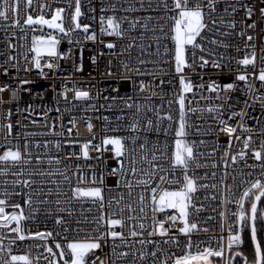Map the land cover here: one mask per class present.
<instances>
[{
  "label": "built area",
  "instance_id": "obj_1",
  "mask_svg": "<svg viewBox=\"0 0 264 264\" xmlns=\"http://www.w3.org/2000/svg\"><path fill=\"white\" fill-rule=\"evenodd\" d=\"M2 2L0 0V5ZM197 2L204 6L208 27L196 37L195 43L200 45L199 48L186 46L189 66L182 73L175 71L171 19L175 13L165 9L164 0H80L81 15L76 20L72 19L75 0H33L30 7L26 0H20V12L16 17L20 24L13 26L11 14L7 21L0 19V87L7 86L6 91L0 92L3 100L0 103V154L8 149H19L28 161L14 169L23 171L22 176H14L11 171L0 176V199L21 205L26 219L20 226L26 237L37 232L52 233L47 239L27 238L21 241L15 239L17 233L10 231L16 227L15 222L9 227H0V245L4 249L0 251V264L10 259L9 247L11 255H27L32 264H65V260L70 264L69 242L108 230L105 222L101 221L99 233L95 231L97 218L101 215L106 218L110 214H114L113 218L123 216L125 226H117L113 230L123 232L125 240L117 238L113 241L109 236L106 243L101 241V248L89 256L90 260L99 257L95 264H101V261L104 264H113V261L115 264H153L154 259L156 264L165 259L172 264L175 257L188 251L189 239L193 244L191 252L195 254L209 245L215 248L221 237L226 243L230 226L239 230L236 217L231 215L237 210L236 201L251 182L264 179V160H256L253 155L264 143V82L256 79L260 69L264 68V16L260 12L264 8V0H217L215 11L210 14L207 0H190V6ZM167 3L171 7L172 0H167ZM230 5L236 8L235 12ZM225 8H228L227 12ZM249 8L252 10L250 17ZM58 9H63L60 22L64 32L47 25L28 26L24 23L26 15L36 18L42 14L50 20ZM108 17L120 23L122 36L108 35L111 31L107 27ZM77 23L80 28H76ZM232 24L235 27H231ZM84 26L88 27L87 33ZM50 35L58 41L57 55L42 56L41 68L38 69L34 64L35 53L31 51L33 37L48 38ZM91 35H95V39L88 38ZM248 36L253 39L248 40ZM109 43L115 47L108 48ZM252 52L256 54V61L255 67L250 65L246 69L249 79L236 80L237 75L245 72L237 61ZM201 56L208 61L204 67L200 66ZM213 61L220 67L213 66ZM49 62L54 65L52 68L45 66ZM181 75L193 85L192 92L184 93L187 113L185 139L193 145L196 163L200 165L192 164L187 170L198 185L192 194V204L199 211L189 208V222L196 223L198 227L186 236L178 231L183 227L180 219H177L175 227H171V221H165L164 226L169 233L161 237L158 232L156 235L148 234L154 227L151 188L175 191L181 184L167 181H183V171L170 164L179 123ZM141 84L144 85L143 90ZM213 84L220 88L210 91L209 85ZM227 84H233L234 88L220 90ZM77 90L88 92L89 97L76 99L74 92ZM190 108L196 111H189ZM209 108L214 110L210 112ZM168 116L172 117L171 121L166 118ZM150 120L151 126L148 125ZM9 123L13 125L10 133L6 127ZM88 123L93 125L91 132L86 127ZM133 123L138 125L136 131L131 130ZM225 126L236 128L231 138L221 131ZM146 127L148 131H145ZM237 136L240 139H236ZM249 136L250 147L245 149L244 140ZM105 137H123L125 140L127 150L120 158L125 169L123 178L110 174L111 169L119 167L111 145L103 146L108 150L102 151L90 147V159L83 157V143L91 140L94 145H102ZM132 137H136L135 144ZM141 144H144L143 149ZM132 149H135V175L127 171ZM241 151L246 153L243 158L237 155ZM153 154L156 160L152 159ZM232 156H237L235 163ZM56 160L60 163H55ZM78 167L88 178L94 173L99 180L103 175V185H95L103 188V208L99 201L93 203L91 199L69 202L71 188L77 183ZM35 170L45 175H29ZM48 172L54 174L47 175ZM60 172L67 175L69 181L66 182ZM145 173H154L147 187L137 183L149 179ZM160 176H164L166 182H161ZM16 179L34 183L31 187L23 183L14 185L12 181ZM125 180L132 184L131 190L125 187ZM41 187L44 193L33 194L31 205L25 203L32 189ZM141 194L145 197L143 213L139 211ZM41 200L47 203H41ZM109 200L113 201L111 205ZM116 200L120 203L116 204ZM128 204L132 205V211L128 210ZM61 208L65 211H59ZM13 211L20 210L6 208L9 214ZM221 213L226 215L221 216ZM168 215L179 214L176 210L166 209L156 214V220H165ZM129 216L132 219H128ZM60 218L63 222L57 224L56 220ZM3 223L0 220V224ZM141 223L143 229L139 227ZM132 230L140 235L132 237ZM170 237L174 242L165 244L164 241ZM140 240L154 243L141 245ZM57 243L61 244L60 249L56 248ZM114 245H119L116 252L129 255L117 258L112 254ZM49 247L52 253L46 250ZM157 249H163L158 253V259L150 255ZM62 250L65 253L63 259L60 257ZM141 250L146 253L144 260L139 259ZM220 264H225V260Z\"/></svg>",
  "mask_w": 264,
  "mask_h": 264
},
{
  "label": "snow or ice",
  "instance_id": "obj_2",
  "mask_svg": "<svg viewBox=\"0 0 264 264\" xmlns=\"http://www.w3.org/2000/svg\"><path fill=\"white\" fill-rule=\"evenodd\" d=\"M33 0H26L27 6L30 7L32 5ZM217 0H207V7L209 9V14L211 12L215 11ZM20 0H3L2 5H0V19H3L7 21L10 18V14L12 15V19L14 21L13 26L20 24V20L16 17L19 15L20 12ZM164 7L168 11H172L175 13L173 17H171L173 21V28L172 31L174 32V35H172V40L175 44L174 49V60H175V71L177 73H182L184 68L189 66L185 57L186 52V46L192 45L193 47L199 48L200 45L196 44V37L200 36L201 32L208 27V25L205 22V12H204V6L197 2L190 6V0H172L171 7L168 5L167 0H164ZM232 7V11L235 12L236 8L234 6ZM63 9H58L56 11V14L52 16V18L45 19L44 15L40 14L38 17L34 18L32 15H26V18L24 19V23L28 26L32 25H47L49 28L58 29L60 32H64L65 29L62 27L61 23H57V21L61 20V13ZM228 11V8H225V12ZM252 10L248 9V15L251 16ZM260 12L262 16H264V8L260 9ZM80 13V0H75V15L72 17L73 20H76ZM102 22H103V18ZM222 22V21H221ZM213 24L216 23L215 20L212 21ZM76 28H80L81 25L77 23ZM231 27H235L234 24L230 25ZM107 27L108 29H111V31L108 32V35H116V36H122L123 33L120 30V23L114 20L112 17L107 18ZM249 27H254V25H249ZM84 32H88V27L84 26L83 28ZM88 38L95 39V35H91ZM248 40H252V36H248ZM215 43V41H212ZM58 43L55 36H49L47 39L44 38H37L33 37L32 40V49L31 51L35 53L34 58V64L35 67L40 69L41 68V57L44 55H47L49 57H55L57 55L56 53V44ZM108 48H114L115 45L109 43L107 45ZM203 51V49H201ZM200 60L202 61L201 67H204L208 64V61L204 59L203 56L200 57ZM255 61H256V54L255 52H252L249 56L248 54H245L243 59H240L237 61L239 65H242L245 69V72L239 74L236 76V80L238 81H247L249 79V75L246 71L248 66L255 67ZM193 62H195L193 60ZM93 63H95V59L93 58ZM48 68H52L54 65L49 62L45 65ZM213 66L220 67V64L213 61ZM110 74V73H109ZM256 79H258L261 82H264V68H261L259 71V74L256 75ZM21 83H28V81H22ZM163 83V81H161ZM179 83L181 85V94L178 96V104H179V123L178 128L175 131V135L177 139L175 140V150L172 153L170 157V164L173 168H179L183 171V181L180 180H173V181H167L169 183H178L181 184V187L179 190L175 191H169L167 189L160 191L157 187L151 188V212H152V220L154 222L153 231L148 233L149 235H156L157 232L161 237L167 236L169 233V229L165 228L164 224L165 221H171V227H175L177 219H180L183 223V227L179 228L178 231L186 236H188L190 233H192L194 230H197V224L196 223H190L189 222V208H193L195 211H199V209H195V206L192 204L193 196L192 194L197 191L198 185L194 178L190 177L187 174V170L190 168L192 164H195L197 167L200 165L196 163L195 160V154L193 150V145L190 144L185 137L187 136V120H186V111H185V99L186 96L184 93H189L193 91V85L190 81H186L185 77L183 75L180 76ZM251 87V85H249ZM220 88L219 85H209L210 91H217ZM234 88L233 84H227L223 87V89H220L222 91L231 90ZM144 89V85L141 84V90ZM7 90V86L0 87V92H4ZM69 91H72L69 89ZM13 96H15V90L13 91ZM74 97L76 99H87L89 97V93L86 91H75ZM65 99H67V95L64 96ZM115 99V97H113ZM0 103H3V100L0 99ZM128 107H132L131 104L127 105ZM214 109L209 108L208 111H213ZM139 111V109H137ZM189 111H196V109H189ZM8 115H11V112L9 111ZM168 120H172L171 116L166 117ZM107 119V118H105ZM163 119V118H161ZM221 124L226 125L225 121H221ZM148 125H152V121L150 120L148 122ZM9 133L11 132V129L13 125L9 123L6 125ZM89 132L92 131L93 125L91 123H88L86 125ZM137 123H133L131 125V130L136 131L137 130ZM158 129V126H157ZM149 128H145V131H148ZM69 132L72 131V129L68 130ZM167 131V130H165ZM221 131L225 132L230 138L232 135L236 132L235 127H229L225 126L221 128ZM247 131V129H246ZM94 138V137H93ZM236 139H240V137H236ZM136 137H132V143L135 144ZM250 141L251 137L249 136L244 140V148L247 149L250 147ZM111 145V150L114 153V157L117 158L119 162V167L111 169L112 175H119L121 178L125 177V169H124V163L122 161V158L125 155L126 152V143L123 137H105L102 141V145H94L92 144L91 140H88L87 142L83 143L82 145V153L83 157L85 159H90L89 157V148H93L97 151L102 150H108L107 148L103 146ZM59 147V145H57ZM229 147H231V140L229 142ZM25 148H27V145H25ZM140 148H144V144L140 145ZM243 151L239 152L237 155L240 158H243L244 155ZM228 153H225V156H227ZM254 158L256 160H264V143L261 144L259 151H254L253 153ZM146 159V157H144ZM153 160H156L157 157L155 154L152 156ZM237 156H232L231 160L233 163L236 162ZM39 162V158H37ZM24 163H28L24 159V154L21 152V150L16 149H8L3 152V154H0V165H3V168H0V176H6L11 171L12 175L14 176H22L23 171H15L14 169ZM49 163H52L50 160ZM55 163L59 164L60 161L56 160ZM136 159H135V149L131 150V156L129 160V168L128 173L131 175L137 174V168H136ZM227 166V163H226ZM156 165H153V168H155ZM78 171V178L76 185L71 188V196L69 197V202L71 200H80V199H91L93 203L96 201L100 202L101 208L104 206V196H103V188L100 186H95L97 184L103 185L104 183V177L101 175L99 180H97V177L93 173L91 178L86 177L82 170L77 169ZM45 175L44 172L35 170L34 172H29V175ZM54 173L48 172L47 175H53ZM60 175L64 176V180L67 182L69 181V177L67 175H64L63 172L59 173ZM148 175V180H139L137 183L145 185V187L148 186L149 181L151 180V177L154 173H145ZM262 177H264V165H262ZM161 182H166V178L164 176L159 177ZM7 183V182H5ZM12 183L20 184L23 183L26 187H31L33 182H30L29 180H13ZM43 183V182H42ZM125 187H127L129 190L132 188V184L125 180ZM119 184V181H118ZM200 187H205L204 185H200ZM51 190H49L50 192ZM111 191V189H109ZM5 193L7 194V189H5ZM44 193V189L41 188H33L32 194H29L28 199L25 201L28 205H31L33 203V194L40 195ZM258 193V194H257ZM59 195V193H58ZM131 195V192H129V196ZM250 197H254V199H250ZM262 198H264V179H256L255 181L250 183V186L243 192V194L239 197V199L236 201L237 204V210L233 213H231L232 216L236 217L237 222L239 223V230L233 229L231 226L229 227V235L226 237V243L225 238L221 237L220 241L217 243V246L215 248L211 247L210 245L208 247H204L203 250L196 252L193 254L191 252V248L193 247V244L191 240L189 239L186 247L188 251L185 252L182 256H177L172 261V264H213V258H219L216 261V264H219L220 260H225V264H228L229 260H233L235 257H242L243 253L241 251H238L237 249L240 248V246L243 244L242 239V233L245 229L248 230L250 234V239L254 248V264H264V240L258 238V228L257 224L264 225V207H259L260 202L262 201ZM123 199V197H121ZM140 200V208L139 211L141 213L144 212V201L145 197L143 194L139 197ZM245 201H248L249 207H245ZM41 203H47V201H40ZM57 203H59V200H57ZM113 203L112 200H109V204L111 205ZM116 204L120 203V200L115 201ZM11 207L12 209L16 210L19 209V212L13 211L11 214L6 212V208ZM127 208L129 211H132V205L128 204ZM166 209H173L178 212L177 215H168L166 216L165 220L157 221L156 220V214L157 213H163ZM59 211H65V209L61 208ZM121 213L123 212V208L120 209ZM114 214L108 215L106 218L104 215H101L97 218V229L96 232L99 233L100 228V222L103 221L107 225V231L99 233L97 235H88L84 240H76L74 242H69L67 244V249L69 250V254L71 256L70 264H95L96 259H99V257H95L94 259H89L90 254L94 253L95 250L101 248V241H104L105 243L107 237H111L113 241H115L117 238L124 241L125 237L123 235V232H117L113 230L115 227L119 226L123 228L125 226V221L123 216L121 215L120 218H113ZM226 213H221V216H225ZM26 219L23 213V209L20 204H9L7 199H0V220L4 221L5 223L0 224V227H9L12 222H15L16 227L10 228V231L17 233V236L15 239L18 240H25L27 238H33V239H47L48 237L52 236L51 232L42 233L37 232L33 235L25 236L24 235V229L20 226L21 221ZM128 219H132L131 216L128 217ZM62 218L57 219L56 223L60 224L62 223ZM141 229L144 228L143 223L139 225ZM206 231V230H205ZM259 231L264 232V228L259 229ZM130 235L132 237H136L140 235L135 230H132L130 232ZM2 239V237H0ZM14 243V241H12ZM169 242H174L173 238H169V240L164 241L165 244ZM139 243L141 245H144L145 243L153 244L154 242L151 240H148L147 242L144 240H140ZM119 247V245H114L112 254L115 255L117 258L126 257L129 255L127 252H116V248ZM197 248H199V245H196ZM56 248L60 249L61 244L57 243ZM3 246L0 245V251H3ZM46 250L49 253H52V248H46ZM163 252V249H157L155 251H152L150 255L153 258L158 259V253ZM226 252L228 253L227 259L225 258ZM8 253L10 255V259H5L3 261V264H32V261L29 259L27 255H11V248H8ZM65 253L62 250L60 252V257L63 259ZM146 256V253H144L141 250L139 259L144 260ZM171 259V257H169ZM65 264H69V261L65 260ZM101 264H104V261H101ZM113 264H115V261H113ZM153 264H156V260L154 259ZM161 264H168V259H165L161 262ZM244 264H248L247 257H244Z\"/></svg>",
  "mask_w": 264,
  "mask_h": 264
},
{
  "label": "trees",
  "instance_id": "obj_3",
  "mask_svg": "<svg viewBox=\"0 0 264 264\" xmlns=\"http://www.w3.org/2000/svg\"><path fill=\"white\" fill-rule=\"evenodd\" d=\"M258 194V193H257ZM250 199H254V197H250ZM250 205L248 203V201L246 202L245 207L248 208ZM259 207H264V198L260 204ZM257 228H258V237L259 239L264 240V232L259 231V229L264 228V225L261 224H257ZM243 244L240 246L239 249H237L238 251H241L243 253L242 257H235L233 260H230V264H244V257H247L248 260V264H254V248L250 239V234L248 232L247 229L244 230L243 232ZM219 258H214V263L216 264V261ZM221 263V260L219 261V264Z\"/></svg>",
  "mask_w": 264,
  "mask_h": 264
},
{
  "label": "water",
  "instance_id": "obj_4",
  "mask_svg": "<svg viewBox=\"0 0 264 264\" xmlns=\"http://www.w3.org/2000/svg\"><path fill=\"white\" fill-rule=\"evenodd\" d=\"M57 23H61V22H60V20H59V21H57ZM262 200H263V198H262ZM261 202H262V201H261ZM261 202H260V204H261ZM259 206H260V205H259ZM258 238H259V237H258Z\"/></svg>",
  "mask_w": 264,
  "mask_h": 264
},
{
  "label": "rangeland",
  "instance_id": "obj_5",
  "mask_svg": "<svg viewBox=\"0 0 264 264\" xmlns=\"http://www.w3.org/2000/svg\"><path fill=\"white\" fill-rule=\"evenodd\" d=\"M44 39H47V38H44ZM185 57H186V52H185Z\"/></svg>",
  "mask_w": 264,
  "mask_h": 264
}]
</instances>
